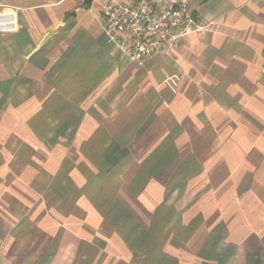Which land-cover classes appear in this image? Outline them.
<instances>
[{
    "label": "crops",
    "instance_id": "obj_1",
    "mask_svg": "<svg viewBox=\"0 0 264 264\" xmlns=\"http://www.w3.org/2000/svg\"><path fill=\"white\" fill-rule=\"evenodd\" d=\"M106 1L0 0V264H264V0L141 63Z\"/></svg>",
    "mask_w": 264,
    "mask_h": 264
},
{
    "label": "built area",
    "instance_id": "obj_2",
    "mask_svg": "<svg viewBox=\"0 0 264 264\" xmlns=\"http://www.w3.org/2000/svg\"><path fill=\"white\" fill-rule=\"evenodd\" d=\"M99 23L107 41L137 63L177 46L183 35L204 27L186 0H107ZM17 30L16 9L0 6V33Z\"/></svg>",
    "mask_w": 264,
    "mask_h": 264
}]
</instances>
